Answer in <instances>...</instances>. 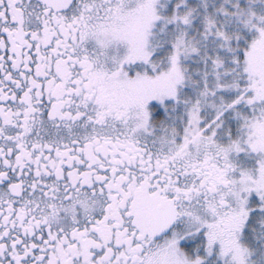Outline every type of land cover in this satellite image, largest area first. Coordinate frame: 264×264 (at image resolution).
<instances>
[{"label": "snow or ice", "instance_id": "obj_1", "mask_svg": "<svg viewBox=\"0 0 264 264\" xmlns=\"http://www.w3.org/2000/svg\"><path fill=\"white\" fill-rule=\"evenodd\" d=\"M0 264H264V0H0Z\"/></svg>", "mask_w": 264, "mask_h": 264}]
</instances>
